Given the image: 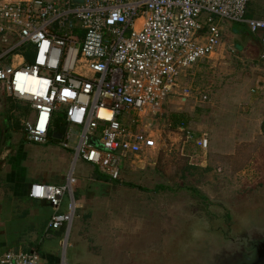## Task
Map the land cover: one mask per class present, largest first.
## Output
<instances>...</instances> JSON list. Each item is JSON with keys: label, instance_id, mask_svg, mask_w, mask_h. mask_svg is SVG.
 I'll list each match as a JSON object with an SVG mask.
<instances>
[{"label": "built area", "instance_id": "obj_1", "mask_svg": "<svg viewBox=\"0 0 264 264\" xmlns=\"http://www.w3.org/2000/svg\"><path fill=\"white\" fill-rule=\"evenodd\" d=\"M248 2L0 0V93L33 110L25 124L29 142L47 143L59 113L61 145L73 151L74 163H89L120 181L126 165L135 168L163 149L157 133L134 126L142 118L161 119L178 97H192L180 81L213 60L226 22L246 25L260 38L264 61V20L248 18ZM178 129L191 138L184 126ZM196 143L206 150L209 139ZM76 185L72 171L64 185L33 184L29 193L55 209L48 229H64L66 246L77 212ZM66 195L70 201L60 212ZM0 264L43 263L35 252H7Z\"/></svg>", "mask_w": 264, "mask_h": 264}, {"label": "rangeland", "instance_id": "obj_2", "mask_svg": "<svg viewBox=\"0 0 264 264\" xmlns=\"http://www.w3.org/2000/svg\"><path fill=\"white\" fill-rule=\"evenodd\" d=\"M248 7L251 15L264 18V0H249ZM232 26L236 25L224 24L223 44L213 60L197 64L181 79V88H191L192 97L182 102L180 96L175 104L165 106L161 119L142 118L134 126L136 131L157 133L163 149L135 168L126 165L123 172L129 173L120 181L90 187L94 200H89L88 193L86 205L78 212L68 242L73 248L65 245L60 250L67 262L76 252V264H184L187 245L194 240L198 239L195 247L201 240V250L204 244L211 248L233 235L225 224L243 227L247 220L258 221L255 218L264 207V61L258 57L256 45L232 33ZM174 114L185 116L191 138L171 127ZM32 115L27 103L0 95L1 199H5L2 188L10 161L28 145L23 131ZM5 121H11L7 139H3ZM204 135L209 145L201 150L196 142ZM4 142H8L6 147ZM26 152L30 168L34 159L41 161L46 154L55 175L68 177L73 170L76 179L81 172L87 178L95 169V174L108 180L89 163L79 160L75 164L72 150L51 141L31 145ZM61 153L67 155L66 160L72 159L70 166ZM84 183L81 180L75 188L77 197ZM23 203L20 200L18 212ZM6 218L5 234L13 239L15 219ZM41 226H30L18 235L29 244L39 239ZM4 243L13 245L10 239ZM20 247L18 251L29 250L23 244Z\"/></svg>", "mask_w": 264, "mask_h": 264}, {"label": "crops", "instance_id": "obj_3", "mask_svg": "<svg viewBox=\"0 0 264 264\" xmlns=\"http://www.w3.org/2000/svg\"><path fill=\"white\" fill-rule=\"evenodd\" d=\"M249 14L250 13L248 10V18L264 20V18L249 17ZM253 45H256L257 50H258V57H259L261 46L260 45L258 46L254 42H253ZM4 94H7V93L6 92L0 93V95H4ZM31 112L33 113L32 109H31ZM32 116L30 117V119L32 118ZM10 122L6 123L5 121V124L6 125L8 124V125L5 131L6 133L4 134L6 137L4 136L3 139L8 138ZM25 129L26 128L24 124V137H25L24 144L26 143L28 144V145H24V147L26 146L27 150H28V147H31V145H46L49 143V141L53 142L56 146H59V147L62 146L61 145L62 139L61 140L57 139L54 136H53L54 140L51 139V137L49 136V140L45 144L31 143L26 138ZM55 134L62 135V133H55ZM6 143L8 142H4L3 144L5 147H6ZM24 147L22 146L21 147L22 149L20 148L21 150H23V153H21V155H18V154L15 155L10 161L11 168L8 174L6 175L5 186L4 188H2L4 189L3 193L5 194L4 195L5 199H1V196H0V258L7 252H35L39 254L43 264H76L77 258H79L78 253L72 252L70 262H67V259L65 257V252L63 256L60 253L61 248H64L65 246L64 243L66 239V236H65L66 231L64 229L57 230V231H52L48 229V223L52 215L55 213V209L51 206L49 202L34 200L29 197L30 188L33 184H48V185L62 186L67 182L68 177L67 175L59 174V173L55 175V173L53 172L54 171L53 163H51V161H47L49 157L47 158L46 154H43L42 158L40 157L41 161H38V159H34L32 166H31L32 168H30V166L28 165L29 154L27 155L26 148ZM54 151L56 153V149L52 148V152ZM18 152H21V151H18ZM60 157L64 158L65 159L64 161L66 162V164H69L70 166L72 159L66 160L67 155H64L62 153L60 154ZM39 165H41V168H39ZM96 171L97 170L94 169L93 172L90 174V176L87 178L84 177L83 172H81L80 176L78 177L81 179L77 178V185L74 187V190H73V197L77 205V212H76V216L72 224L70 233H74L73 225L74 223L77 222V219L79 217L78 212H80V210L84 207V205H86V202H87L86 197H87V194L89 193V190H91L90 187L94 184H105V183L108 184V182H111L109 181V179L103 180L104 178L102 179L97 173L95 174ZM127 173L123 172L122 176H125ZM81 180L85 181L84 183L85 185H84L82 194L77 197L75 188H78L81 185L80 184ZM89 194H90L89 200H94L93 193L90 192ZM20 200H24V203L22 205V212H18L17 210V206ZM69 201H70V197L69 195H66L64 198V204L61 207L60 212L66 211V205L69 203ZM44 209H47V210L44 211ZM6 212L7 214H5ZM9 216L11 217L10 219H15L14 221L15 223L13 224L15 228L12 227L11 234L15 230L17 232L15 233V235H13L14 237L16 236L13 239L10 238L11 236L10 234H7V235L5 234L6 227L8 224V219L6 217H9ZM36 218H38L39 221L35 220ZM33 225H39V226L42 225L40 227L39 239L30 241L29 244H26L21 240V237L20 235H18V233L25 232V230L28 229V227L33 226ZM7 239L12 240V244H13L12 246L5 245L4 242H6ZM55 241H57L58 244L53 243ZM68 242H69V238H68ZM20 244L25 245V247H29V250L28 251H18V250H21ZM69 246L72 247L70 243H68L67 247ZM64 250L66 251L67 249H64Z\"/></svg>", "mask_w": 264, "mask_h": 264}, {"label": "flooded vegetation", "instance_id": "obj_4", "mask_svg": "<svg viewBox=\"0 0 264 264\" xmlns=\"http://www.w3.org/2000/svg\"><path fill=\"white\" fill-rule=\"evenodd\" d=\"M231 217L233 219L234 216ZM255 219L258 221L247 220L243 227L225 224L233 235L230 237L227 235V239L222 240L224 242L220 241V245L216 244L210 248L208 244L207 246L204 244L201 250V240L197 247L195 243L198 239L194 240V243L187 245L184 264H259L264 262V207L260 209V216ZM255 231H258V236L255 235ZM253 236L257 238L256 242ZM199 238L201 239V235ZM232 244L234 247L231 249Z\"/></svg>", "mask_w": 264, "mask_h": 264}, {"label": "trees", "instance_id": "obj_5", "mask_svg": "<svg viewBox=\"0 0 264 264\" xmlns=\"http://www.w3.org/2000/svg\"><path fill=\"white\" fill-rule=\"evenodd\" d=\"M249 17H254V16L249 14ZM233 24H235L237 27L236 26H232L230 28L232 33L242 35L243 37L245 36L248 39H250V41L256 43L258 46L260 45V38H258V36L253 35L246 25L236 24V23H233ZM26 58H27L28 62L29 61L31 62L32 61V53L28 52L26 54ZM172 117H173V121L171 123V127L173 129L174 128L178 129L181 126H184L187 129L185 116L180 115V114H174ZM58 120H60L62 122L60 123V126L56 127V123H57ZM64 129H65V127H64V122H63V116L61 114H59V113H56L54 115V120H53V130H52V132L50 134L51 139H53V136H54L53 134H55V133H63Z\"/></svg>", "mask_w": 264, "mask_h": 264}, {"label": "water", "instance_id": "obj_6", "mask_svg": "<svg viewBox=\"0 0 264 264\" xmlns=\"http://www.w3.org/2000/svg\"><path fill=\"white\" fill-rule=\"evenodd\" d=\"M54 137L57 138V139H62V135L61 134H54ZM259 264H264V262H261Z\"/></svg>", "mask_w": 264, "mask_h": 264}]
</instances>
